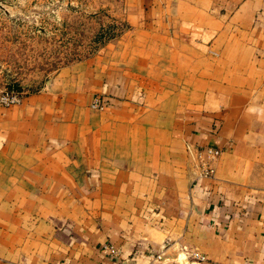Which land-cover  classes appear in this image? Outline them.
<instances>
[{"label":"crops","instance_id":"1","mask_svg":"<svg viewBox=\"0 0 264 264\" xmlns=\"http://www.w3.org/2000/svg\"><path fill=\"white\" fill-rule=\"evenodd\" d=\"M122 16L118 49L0 101V264H264V0Z\"/></svg>","mask_w":264,"mask_h":264},{"label":"rangeland","instance_id":"2","mask_svg":"<svg viewBox=\"0 0 264 264\" xmlns=\"http://www.w3.org/2000/svg\"><path fill=\"white\" fill-rule=\"evenodd\" d=\"M122 2L0 0V93H49L64 69L110 42L118 49L114 41L129 27Z\"/></svg>","mask_w":264,"mask_h":264},{"label":"built area","instance_id":"3","mask_svg":"<svg viewBox=\"0 0 264 264\" xmlns=\"http://www.w3.org/2000/svg\"><path fill=\"white\" fill-rule=\"evenodd\" d=\"M0 101L5 106L20 104L22 102V94H20L19 92H15L13 90L1 91ZM100 104L96 102L95 106L102 107L103 105ZM219 156H220V150L218 149H215L213 147L207 149L199 148L196 152V160H197L196 168L198 170L197 172L198 177L205 179L213 178L215 174L214 163L218 160ZM104 251L114 256L119 255V251L111 245H105ZM194 255L196 258L204 259V257L199 256L196 253ZM157 258L160 259L161 256L159 255Z\"/></svg>","mask_w":264,"mask_h":264}]
</instances>
